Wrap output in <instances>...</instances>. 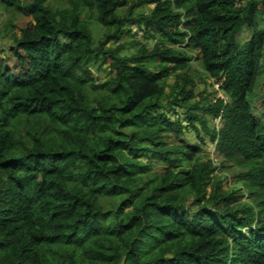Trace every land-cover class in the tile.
<instances>
[{
    "label": "trees",
    "instance_id": "trees-1",
    "mask_svg": "<svg viewBox=\"0 0 264 264\" xmlns=\"http://www.w3.org/2000/svg\"><path fill=\"white\" fill-rule=\"evenodd\" d=\"M66 1L0 0L23 18L0 47V264H264V0Z\"/></svg>",
    "mask_w": 264,
    "mask_h": 264
},
{
    "label": "rangeland",
    "instance_id": "rangeland-1",
    "mask_svg": "<svg viewBox=\"0 0 264 264\" xmlns=\"http://www.w3.org/2000/svg\"><path fill=\"white\" fill-rule=\"evenodd\" d=\"M22 1H28V0H22ZM52 5L56 6V7H66L68 6L67 1L66 0H50ZM236 2L238 4L242 3L243 0H236ZM155 6L152 5L150 6L151 9H153ZM86 17H91V22H92V28L94 30L95 36L97 38H100L102 33H103V28L96 22V19L92 17V14L90 12H86V16H84V18ZM12 20V15L10 12H8L6 10V8L1 7V11H0V47H1V51L2 50H7V48H9V46H11L13 43L12 41V35L13 33L20 35V29L18 28L19 25L18 23L23 21L22 17H18L16 18V22H12L10 23V21ZM18 26V27H17ZM261 26H262V30H264V20L261 21ZM134 29V33L131 36H127L125 37V39L123 40L124 42L127 43H132V42H142V43H146L149 44V46L152 45V41H148L147 39H145L144 36V32H140V33H135L138 31V27L137 26H132ZM251 34L249 32H244L241 35V42H245L247 40H249ZM109 46H112V44H110ZM186 46V45H185ZM183 48H186V47ZM130 51H134V48L131 47L129 49H127L125 52L126 53H130ZM192 56H197V53H191ZM3 57V54H0V58ZM262 66L260 68V76H259V82L257 84L256 87V99L253 103L254 106V113L256 116H261L262 114V108H263V103H264V59L262 61ZM193 64V69L195 70L194 72L196 73H201L202 75L204 74V70L201 67L200 63H197V61L194 59L192 61ZM94 73H96L99 77H101L103 80H105L107 78V73L104 72H97L96 70L94 71ZM198 73V74H199ZM193 76H197V74H193ZM196 82L198 83V88H197V94L201 95V97L197 98L196 100H200L203 97H207L209 99H219L222 98L224 100L227 101V97H225L224 93L221 91V87L222 84L220 82H218L215 79H211L210 77H205L203 79V81H198V77H195ZM100 82V81H99ZM175 82V78H172L171 81L169 82L170 85H173ZM169 92V90H168ZM180 113H183L180 112ZM213 127L216 128H221L223 127L222 121L221 119L218 120H214ZM186 140L188 142H190L192 145H196L199 144V140L197 138V136L193 133H188L186 135ZM206 143H204V145H202L203 150L206 153V156L212 160L214 162L215 165L218 166V169L216 170V175L218 177L222 178L223 181V186L226 190H231L234 188L237 189H241V196L243 195V198L241 199L243 202H248L250 200V196L249 193L246 191V189H244V186H242V184L238 183L239 179V173H240V169L233 163H226L223 158H221L220 156H218L217 152L215 151V145H213L209 138H205ZM165 168H163L162 165H156L155 171H157L158 173L162 172Z\"/></svg>",
    "mask_w": 264,
    "mask_h": 264
}]
</instances>
